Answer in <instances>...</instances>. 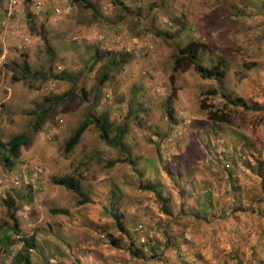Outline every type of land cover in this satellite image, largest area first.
Here are the masks:
<instances>
[{
	"label": "rangeland",
	"instance_id": "1",
	"mask_svg": "<svg viewBox=\"0 0 264 264\" xmlns=\"http://www.w3.org/2000/svg\"><path fill=\"white\" fill-rule=\"evenodd\" d=\"M34 1L7 16L0 0V142L28 136L0 160V200L13 196L16 224L0 202L10 230L0 264L29 235L32 264L46 252L51 264H264V0H120L127 12L85 0L95 17L72 0H37L39 11ZM188 41L221 81L172 71ZM23 65L40 75L21 79ZM88 106L126 123L123 151L92 125L63 151ZM65 175L87 202L52 182Z\"/></svg>",
	"mask_w": 264,
	"mask_h": 264
},
{
	"label": "trees",
	"instance_id": "2",
	"mask_svg": "<svg viewBox=\"0 0 264 264\" xmlns=\"http://www.w3.org/2000/svg\"><path fill=\"white\" fill-rule=\"evenodd\" d=\"M74 2L80 3L84 8H90L92 15L95 17V8L92 7V4L85 0H72ZM111 4L115 7H118L119 9H122L123 12H127L129 9L127 6H124V4L120 0H110ZM155 36L157 37H171L172 34H169L167 31H154L153 32ZM204 52L203 45L199 44L195 41H188L185 43L184 46L177 49V53L172 56V71H175L176 69H184L188 66H191L194 72H196L199 77L201 78H213L217 81H221V71L217 70L215 66H202L201 65V56ZM94 58H96V52H94ZM120 61H124L123 58H120ZM185 60V63L183 65V61ZM27 75L30 76H39L40 74L36 72H29L27 65H23L20 73V78L25 79ZM64 78V76H60ZM105 74H102V76L99 78L98 82L100 83L105 78ZM67 78V77H66ZM69 94V91L64 92V96H67ZM55 100L61 98V96H53ZM63 98V97H62ZM82 98L86 100L85 95L82 93ZM88 106L83 119L75 126L71 134L67 137L63 144V151L68 152L70 151L73 146L77 143L80 135L82 132L88 127V125H92L96 131L97 136L104 144L110 147H114L117 150L123 151L124 150V144L122 143V136L126 132L127 126L125 122L113 124L111 120L108 119V114L105 111L98 112V113H91ZM199 107L202 109H205L202 102H199ZM41 112V111H40ZM33 112V119L30 123L33 130H36L38 127L36 126L37 118H39V113ZM207 118L211 121H226L224 115H217L214 112H211V110L206 111ZM28 143V136L25 133H18L9 138V140L5 143L0 142V160L1 162H9L11 158H15L18 155L19 147L24 146ZM127 155V154H126ZM122 160H116V161H106V165H112L114 162H119ZM52 182L58 185L63 186L65 189L70 190L80 198L78 199V203H85L87 202L86 196L81 192L78 179L75 178L72 175H65L60 176L57 178H53ZM2 204L6 207V214L10 220L13 221L12 224V230L16 231V224H15V218L13 213V206H14V198L11 194H7L5 198H2L0 200ZM51 213H62L65 214L67 212L66 209L63 208H51ZM4 225H0V244L3 247H7L9 244L8 237L10 234V230L4 229ZM18 241H20V247L14 252L10 264H32L30 260V254L29 251L35 250L36 240L33 235L29 236H17ZM128 253L131 252V248H128ZM47 255L43 256L41 259L44 261L43 264H51L53 263L50 260V263L48 262L49 256L51 253L46 252ZM133 252H131L132 254ZM143 252H139L138 257L142 256ZM51 257V256H50ZM163 264H174L170 261L165 262Z\"/></svg>",
	"mask_w": 264,
	"mask_h": 264
},
{
	"label": "built area",
	"instance_id": "3",
	"mask_svg": "<svg viewBox=\"0 0 264 264\" xmlns=\"http://www.w3.org/2000/svg\"><path fill=\"white\" fill-rule=\"evenodd\" d=\"M17 6V0H4V9H5V13L7 16H10V14L12 13V11L15 10V7ZM41 8V4L39 1H34L33 3H31V10H37L39 11ZM56 12H58V9H55ZM32 171L33 173H38L40 171V168L38 166H32ZM10 183L12 185H17L18 184V178L15 175H10Z\"/></svg>",
	"mask_w": 264,
	"mask_h": 264
},
{
	"label": "crops",
	"instance_id": "4",
	"mask_svg": "<svg viewBox=\"0 0 264 264\" xmlns=\"http://www.w3.org/2000/svg\"><path fill=\"white\" fill-rule=\"evenodd\" d=\"M59 256H60V255H59ZM61 257H63V258H64L65 256H61ZM100 264H101V262H100ZM104 264H106V262H104ZM147 264H150V263H147Z\"/></svg>",
	"mask_w": 264,
	"mask_h": 264
}]
</instances>
